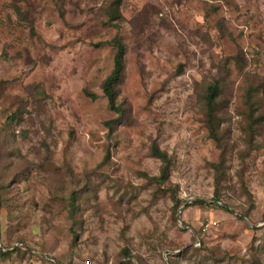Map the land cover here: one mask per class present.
I'll return each mask as SVG.
<instances>
[{
	"label": "rangeland",
	"instance_id": "rangeland-1",
	"mask_svg": "<svg viewBox=\"0 0 264 264\" xmlns=\"http://www.w3.org/2000/svg\"><path fill=\"white\" fill-rule=\"evenodd\" d=\"M105 1L0 0V125L20 104L22 117L12 124L20 156L35 162L45 151L66 187L72 175L95 183L73 246L71 222L50 199L48 172L32 171L11 187L7 205L0 202V250L32 254L0 257V264H264L255 227L264 221V148L243 161L237 154L244 86L260 83L264 94V0H121L120 26L102 22ZM114 36L126 46L119 99L131 123L109 136L104 122L115 114L101 84L113 66ZM238 49L248 61L241 70L229 65L232 94L221 127L232 149L213 207L219 149L195 83ZM153 141L172 158L165 185L178 186L175 211L169 192L148 179L161 165L148 154ZM206 219L216 225L202 231Z\"/></svg>",
	"mask_w": 264,
	"mask_h": 264
},
{
	"label": "trees",
	"instance_id": "trees-1",
	"mask_svg": "<svg viewBox=\"0 0 264 264\" xmlns=\"http://www.w3.org/2000/svg\"><path fill=\"white\" fill-rule=\"evenodd\" d=\"M19 19L25 20V16H21L20 8L13 5ZM121 0H106L104 3V24L111 23L115 26H120L122 15L120 13ZM109 45L114 47L113 51V66L106 78L101 84L102 93L106 98L107 106L112 111L114 116L107 119L104 124L108 130V135L112 136L119 126L131 123L129 118L130 108H127L126 100H120L119 94L121 86L125 78V58L126 46L124 41L118 36H114L108 41ZM247 57L242 49H238L233 55L224 57L218 64L214 75L210 77L204 76L199 82L195 83V89L198 91L199 101L202 106L203 123L208 131V135L216 143L219 149L218 162L212 164L213 182L215 186L214 199L209 203L213 207H219L216 202L221 200V193L224 188V181L227 180V163L228 155L231 151L229 141L227 139L228 127H221V122L225 120L228 102L232 94V88L228 81L231 68V63L236 64L238 70H241L247 64ZM86 95L95 99L96 94L86 90ZM242 105L237 110L243 118V123L239 125L244 131L243 138L244 147L239 149L237 154L239 159L243 161L251 155V152L257 149L264 148V94L260 83H250L244 86L242 91ZM24 107L20 104L10 109V113L5 118V121L0 125V202L7 205L9 194L12 193L11 187L26 179L32 171L51 176L53 187L50 189V199L57 202L64 208L72 228V246L77 236L76 227L82 222L83 204L85 194L94 190L95 183L89 177L84 176L81 182H78L73 175L70 180L74 185L66 187L62 172L53 168L52 163L46 157L45 151L42 154H36V161H30L26 157L20 156L15 150V132L12 124L22 117ZM23 133V132H22ZM263 135L261 143L255 140V136ZM152 157H156L161 161L159 174L156 176H148L150 180L157 182V186L163 185V190L169 192L172 200L173 211L181 204V200L177 197V185H165L168 180L170 165L172 163L171 155L166 150L159 148V145L153 141L151 149L148 153ZM249 195V194H248ZM204 201H194V205L202 204ZM16 208V204H13ZM243 216V215H241ZM245 216V215H244ZM18 242L23 243V239L19 238ZM125 256H130V253L123 249ZM32 254L31 250L26 248L22 250L20 247H15L11 250H0V257L7 258L12 254L20 257L23 254ZM217 260H222L218 258Z\"/></svg>",
	"mask_w": 264,
	"mask_h": 264
},
{
	"label": "built area",
	"instance_id": "built-area-1",
	"mask_svg": "<svg viewBox=\"0 0 264 264\" xmlns=\"http://www.w3.org/2000/svg\"><path fill=\"white\" fill-rule=\"evenodd\" d=\"M216 225V221H209V220H205L202 224H201V230L202 231H207L210 227ZM255 227L258 229L259 235L264 237V221H260L258 222Z\"/></svg>",
	"mask_w": 264,
	"mask_h": 264
},
{
	"label": "crops",
	"instance_id": "crops-1",
	"mask_svg": "<svg viewBox=\"0 0 264 264\" xmlns=\"http://www.w3.org/2000/svg\"><path fill=\"white\" fill-rule=\"evenodd\" d=\"M207 220H209V221H213V219H207ZM214 221H216V220H214Z\"/></svg>",
	"mask_w": 264,
	"mask_h": 264
}]
</instances>
